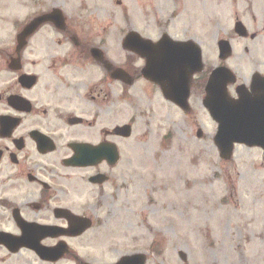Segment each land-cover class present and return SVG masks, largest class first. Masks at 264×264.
Returning <instances> with one entry per match:
<instances>
[{
	"label": "flooded vegetation",
	"instance_id": "flooded-vegetation-1",
	"mask_svg": "<svg viewBox=\"0 0 264 264\" xmlns=\"http://www.w3.org/2000/svg\"><path fill=\"white\" fill-rule=\"evenodd\" d=\"M114 1L122 12L103 16L97 7V13L89 11L94 1L88 0H0V264H107L105 249L104 262L81 257L77 249L105 242L102 204L120 196V165L146 101L152 114L184 113L197 124L196 136L205 138L195 112L200 104L210 118L204 106L209 73L227 63L219 41L230 40L234 54L255 51L254 63L263 61L255 44L261 30L253 32L245 22L250 14L257 25L252 0H213L230 2L233 10L223 12L222 23L231 30L217 39L210 66L203 52L210 39L193 1ZM160 1L170 10H160L156 18L162 20L155 23ZM165 16L177 19L178 28L170 31ZM241 23L245 37L238 33ZM166 34L203 52L205 67L194 76L189 112L145 74L147 59L157 57L146 42ZM186 53L197 55L196 48ZM257 72L264 74V66L252 71L250 91ZM238 85L230 87L234 97ZM125 125L132 136L120 129ZM99 146L106 151L100 162Z\"/></svg>",
	"mask_w": 264,
	"mask_h": 264
},
{
	"label": "rangeland",
	"instance_id": "rangeland-1",
	"mask_svg": "<svg viewBox=\"0 0 264 264\" xmlns=\"http://www.w3.org/2000/svg\"><path fill=\"white\" fill-rule=\"evenodd\" d=\"M89 1H94L90 12H96V7L103 16L122 12L114 0ZM192 1L195 16L210 39L202 42L206 62L215 65L217 39L231 30L222 23L226 20L223 12L229 9L230 14L233 6L227 1ZM252 1L248 6H255L249 12L255 11L257 25L250 14L245 22L253 32L261 30L255 44L264 61V0ZM154 5L156 23L162 20L156 18L157 13L161 10L166 15L170 9L163 1ZM165 19H169L164 24L170 31L178 28L177 19ZM215 48L216 54L212 53ZM254 55L255 51L235 50L228 61L245 83L252 71L264 66L260 60L254 63ZM146 104L120 165V196L102 204L105 242L103 246L82 245L77 253L99 262L107 256V264L137 252L148 255V264H264L263 150L236 146L233 159L226 161L213 139L216 126L200 104L195 114L206 132L203 139L197 138V124L184 113L176 110L169 115L158 110L152 114L149 100ZM181 250L188 256L187 263L179 257Z\"/></svg>",
	"mask_w": 264,
	"mask_h": 264
},
{
	"label": "water",
	"instance_id": "water-1",
	"mask_svg": "<svg viewBox=\"0 0 264 264\" xmlns=\"http://www.w3.org/2000/svg\"><path fill=\"white\" fill-rule=\"evenodd\" d=\"M134 33H131L132 36ZM150 51L157 57L149 58L148 76L154 78L163 88L167 98L188 109V99L193 81V74L203 68L201 53L182 55L183 50L193 51L192 44H181L164 37L158 44L146 42ZM223 58L231 53L229 42H222ZM188 54V53H186ZM152 59V60H151ZM207 83L206 107L218 123V132L214 138L216 145L225 160H230L236 144L249 147L259 146L264 149V76L256 75L252 81V94L244 86L238 88L240 97L234 99L228 93L229 83H234L236 75L227 67L221 66L211 73ZM128 133L129 126L123 127ZM105 149L97 147L98 161L105 157ZM181 258L187 260L185 252ZM147 255L137 253L126 255L116 264H146Z\"/></svg>",
	"mask_w": 264,
	"mask_h": 264
}]
</instances>
